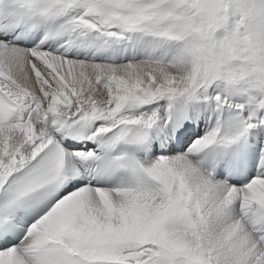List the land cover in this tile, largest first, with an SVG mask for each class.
Returning <instances> with one entry per match:
<instances>
[{
	"label": "snow or ice",
	"instance_id": "1",
	"mask_svg": "<svg viewBox=\"0 0 264 264\" xmlns=\"http://www.w3.org/2000/svg\"><path fill=\"white\" fill-rule=\"evenodd\" d=\"M0 264H264V0H0Z\"/></svg>",
	"mask_w": 264,
	"mask_h": 264
}]
</instances>
